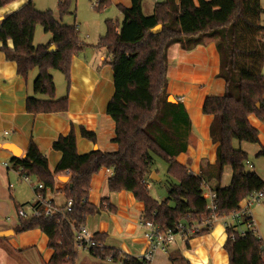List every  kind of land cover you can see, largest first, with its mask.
Instances as JSON below:
<instances>
[{"label":"trees","instance_id":"1","mask_svg":"<svg viewBox=\"0 0 264 264\" xmlns=\"http://www.w3.org/2000/svg\"><path fill=\"white\" fill-rule=\"evenodd\" d=\"M19 0H0V9ZM146 0H131L130 8L120 6L123 22L120 28L107 22V32L99 47L106 48L111 56L109 66L114 75V96L107 106V114L114 121L118 151L103 153L93 151L87 155L77 153V138L72 126L66 137L58 138L53 150L62 154V160L51 172L47 157L30 139L25 158H14L12 166L22 174L36 178L44 189L41 194L53 193L56 178L70 176L63 193L66 202H72V212L54 218L20 220L16 232L22 234L40 230L47 236L48 247L54 251L49 264H76V232L86 219L103 212H115L107 200L99 206L88 202L92 178L101 170L112 172L107 185L111 193L133 194L145 206L143 220L152 222L162 231H174L179 226L188 231L212 216L207 209L203 188L208 185L216 195V215L227 218L240 210V204L254 193L264 190V182L247 170L249 157L240 146L258 144L259 132L251 126L249 117L255 115L264 123V14L260 0H161L155 3L151 16L144 14ZM72 0H59L60 20L71 15ZM162 25L159 34L151 31ZM51 35L49 45H34L36 28ZM12 41L14 49L7 47ZM0 42L6 59L17 65L18 75L24 79L34 70L38 77L33 83L35 96L46 97L27 100L31 115L55 114L65 117L68 112L67 97L56 100V87L50 72L64 76L67 91L71 79L70 68L74 57L80 56L88 46L81 40L77 26H65L53 13L39 12L33 2L4 17L0 23ZM214 44L220 57L219 79L225 82L223 96L207 98L203 112L212 117L210 138L218 145L217 162L208 165L201 176H195L176 158L187 152L191 121L182 103H170L168 87V51L180 45L185 51ZM51 45L56 47L50 52ZM253 62L252 71L240 61ZM107 64V62H106ZM81 136L93 143L96 134L80 128ZM264 156L262 152L257 157ZM154 157L168 165V176L177 182L168 190L164 201L154 199L148 188ZM226 168L231 169V184L221 188ZM216 183V185H212ZM175 204L174 207L170 203ZM66 207V206H65ZM64 207V208H65ZM247 227V220L239 221ZM239 226L227 227L228 240L225 251L229 264H264V246L256 234L249 230L244 236ZM201 230L193 235L209 233ZM95 241L101 248L92 250L97 260L111 258L114 263L141 264L136 258L104 248L106 235L97 234ZM171 264H189L180 254H172Z\"/></svg>","mask_w":264,"mask_h":264},{"label":"crops","instance_id":"2","mask_svg":"<svg viewBox=\"0 0 264 264\" xmlns=\"http://www.w3.org/2000/svg\"><path fill=\"white\" fill-rule=\"evenodd\" d=\"M29 1L19 0L0 9V23L6 15L19 11ZM130 6L131 0L125 8ZM153 11L154 7L151 15ZM50 42L51 38L46 39L44 45H49ZM2 47L3 43L0 42V234H9L0 237V264H49L54 251L48 247L49 240L46 235L38 229L22 234L16 232L20 220H23L18 212L23 210L31 217L37 202L32 186L21 179L19 171L12 166V160L25 158L30 139L33 138L39 151L47 157L50 171L54 172L62 160V154L53 150V144L58 138L68 136L72 126L75 129L79 155H87L93 151L117 152L118 145L114 143L116 125L107 114V106L115 92L114 75L112 68L106 64L107 59L101 57L98 60L93 53L84 51L71 61L69 91L66 86V95H58L56 89V100L65 97L68 99L66 116L31 115L27 112L28 98L47 100L46 97L34 95L33 83L36 76L33 73L36 71L31 72L27 79L19 76L16 63L6 59ZM7 47L13 50V42L8 41ZM168 61L167 93L176 103L183 104L191 121L188 150L177 157L176 161L195 176H201L208 169V165L211 168L217 162L218 145L213 144L210 138L213 119L204 114L203 108L207 98L223 96L226 90L225 82L218 78L219 53L214 44L200 46L193 51H185L180 45H174L168 51ZM99 62H102L101 66H97ZM249 122L259 132V143H243L240 148L248 157L255 158L250 162L252 169H258L259 173H254L264 182V156L257 157L264 153V123L255 115L249 117ZM81 127L96 134L95 143L81 136ZM9 145L20 151L21 155L14 156L6 149ZM226 173L223 175L221 188H227L231 184L232 178L225 176ZM157 174V171L152 169L149 179ZM111 175L112 172L103 169L92 178L88 202L99 206L105 199L115 212L90 216L84 226L93 236H107L104 248L115 249L123 255L138 258L146 248L144 231L141 228L145 206L131 193H111L107 185ZM62 178L69 180L70 176L67 174L57 177L54 192L47 193V197L59 209L64 208L67 203L63 190L69 181L65 183ZM31 180L33 184H39L36 178L32 177ZM148 188L151 189V184H148ZM205 188L209 190L210 196V186L206 185ZM208 201L209 198L207 204ZM251 207L247 199L240 204V208L249 209L255 230L259 232L255 211H252ZM259 209H264V204ZM225 219L216 221L205 235L192 236L189 239L178 237L167 252L157 253L153 264H171L169 258L175 253L180 254L189 264H229V256L224 249L228 240L227 227L239 226L237 228L241 236L250 229L235 224L227 225L223 222ZM257 237L264 246V238L259 234ZM75 252L76 264H121L97 260L89 252L76 247Z\"/></svg>","mask_w":264,"mask_h":264},{"label":"rangeland","instance_id":"3","mask_svg":"<svg viewBox=\"0 0 264 264\" xmlns=\"http://www.w3.org/2000/svg\"><path fill=\"white\" fill-rule=\"evenodd\" d=\"M159 1V0H156ZM73 6L71 9V15L65 16L62 20L59 18L58 14V3L59 0H33L35 8L39 12H52L56 20L65 26H77V29L80 32L81 40L86 43L88 48L85 50V53H93L97 56L98 60L101 57H104L109 66L111 56L109 51L106 48L99 47V42L102 37L106 35L107 32V22L112 21L114 24L118 23V27L122 25L123 16L120 11V6L127 7L130 3V0H72ZM155 0H146L143 5L144 14L146 16L151 15V10L154 7ZM261 8L264 9V0H260ZM258 23L264 26V14L260 17ZM51 35L44 33L41 26L36 28L35 32V44L34 45H44L46 39H50ZM89 56V55H87ZM240 64L250 71L254 70L253 62L240 61ZM102 62H99L97 66H101ZM33 73V75L38 77V71ZM261 73L264 76V64L261 68ZM51 76L54 78V84L58 91V95H66V84L62 73L59 71H51ZM35 78V80H36ZM65 97V96H64ZM170 102V101H169ZM172 103V101H171ZM176 103V100H175ZM250 162H253L255 158L249 157ZM152 168L157 171V177L152 180L148 179V184H151L150 193L152 197L158 201H163L168 197V190L170 187L177 185V182L168 176V165L166 162L158 157H154ZM225 176H231V169L226 168ZM250 172H258V169L253 170L247 168ZM224 173V174H225ZM158 181V182H157ZM203 195L208 200L209 190L205 187L203 188ZM264 204V200L260 203H254L251 206V210L255 211L254 216L258 224L259 232L257 234L261 235L264 238V209H259L260 206ZM171 207H174L173 202L170 203ZM259 209V210H258ZM227 225L231 224H240V222L233 221L230 218H226L223 221ZM246 228L243 226L242 228Z\"/></svg>","mask_w":264,"mask_h":264},{"label":"built area","instance_id":"4","mask_svg":"<svg viewBox=\"0 0 264 264\" xmlns=\"http://www.w3.org/2000/svg\"><path fill=\"white\" fill-rule=\"evenodd\" d=\"M156 1V0H155ZM247 166L252 169L251 163L247 162ZM111 172L110 170H108ZM21 179L32 186L37 202V207L34 209L33 215L30 217L28 214L21 210L18 212L19 217L23 220H28L31 218H54L56 216H62L72 212V202L66 203V207L59 209L54 206L53 201L48 197H44L41 191L44 189L42 184H33L30 177L18 172ZM264 199V190L254 193L250 198L247 199L249 204L260 203ZM207 209L211 212L212 216L209 220L200 223L198 225H192L188 231V236H193L195 233L201 230H209L213 227L216 221L220 218L216 215L217 205H216V195L210 193L209 201L207 204ZM230 218L233 221L247 220V227L252 230L256 236L257 232L255 230V225L252 219V215L249 209H242L232 215ZM141 228L144 231V238L146 241V248L143 254L136 258L141 264H153L158 252H167V250L173 246L178 237H182L181 234H187L183 226H179V235L174 233V231H162L159 227L155 226L152 222L144 221L141 223ZM245 233H242L244 236ZM75 247L78 249L91 252L92 250H97L101 248V245L95 241V237L88 231V229L82 225L76 232ZM106 261L112 262L111 258H107Z\"/></svg>","mask_w":264,"mask_h":264},{"label":"water","instance_id":"5","mask_svg":"<svg viewBox=\"0 0 264 264\" xmlns=\"http://www.w3.org/2000/svg\"><path fill=\"white\" fill-rule=\"evenodd\" d=\"M162 31V25H158L157 27H155L152 31L151 34H159ZM50 52H55L56 51V47L55 46H51L49 49ZM172 99L175 102V99L173 97H169V100ZM6 149H8L12 154H14V156L19 157L21 155L20 151L16 150L14 147L12 146H7ZM158 178L156 175H153L151 177L152 180H154V178ZM159 179V178H158ZM63 182L67 183L69 180L68 178H62L61 179ZM8 232H5L3 234H0V237H6L8 236Z\"/></svg>","mask_w":264,"mask_h":264},{"label":"bare ground","instance_id":"6","mask_svg":"<svg viewBox=\"0 0 264 264\" xmlns=\"http://www.w3.org/2000/svg\"><path fill=\"white\" fill-rule=\"evenodd\" d=\"M172 101V100H171ZM173 103H175V102H173Z\"/></svg>","mask_w":264,"mask_h":264}]
</instances>
